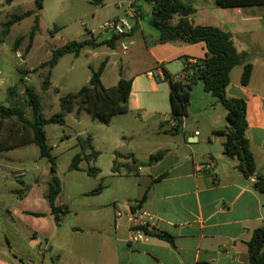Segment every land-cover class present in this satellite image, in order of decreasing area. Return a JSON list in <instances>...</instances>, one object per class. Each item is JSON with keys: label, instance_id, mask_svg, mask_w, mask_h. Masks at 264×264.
<instances>
[{"label": "crops", "instance_id": "1", "mask_svg": "<svg viewBox=\"0 0 264 264\" xmlns=\"http://www.w3.org/2000/svg\"><path fill=\"white\" fill-rule=\"evenodd\" d=\"M77 1L96 5L82 16L96 19L98 26L112 19L126 21L131 30L125 36L133 33L142 22L144 13H147L150 23L152 4L144 0ZM119 5L122 8L119 9ZM45 6L46 1L43 0L42 9L38 12L39 22ZM107 8H116L119 14L112 13L102 19ZM245 11L246 14L234 20L227 30L237 52L248 54L246 63L252 66L251 76L248 85L242 86L243 65L235 66L229 75L226 94L245 101L246 137L256 171L264 177V9ZM193 17L190 21L194 25H210L195 24ZM210 26L224 29L220 25ZM134 37L124 43L122 38L114 48H110L104 44L110 38L97 41L89 32L79 41L85 40L90 44L78 56L90 58L87 61V83L91 70H97L102 62L105 64L100 82L104 88L116 86L120 78L132 81L127 112L114 116L110 123L117 117L136 114L135 119L142 121L144 126L148 120L158 125V140L151 142L146 137L134 142L135 132L130 127L128 136L122 133L109 149L110 162L105 167L96 166L101 153L93 141L99 156L89 165L100 169L98 176H88L84 171L88 167L86 164L83 170H68L63 181L56 169L61 182V193L56 203L69 207V213L62 217L59 225L45 199L51 179L50 165L43 174H36L40 168L34 161L30 172L35 174L26 180L27 171L18 169L6 174L4 170L7 164L21 162V157L10 158L8 152L26 149L30 145L0 152V264H25L24 261L36 264L39 260L41 264L248 263L247 243L253 232L264 225V199L254 187L255 177L245 178L241 174L237 169L238 161L223 153L225 138L214 133L227 127L226 110L216 98L204 92L200 83H196L193 85L194 93L190 92L188 108L197 113L193 118L202 123L203 131L191 130L188 114L177 124L170 113L169 86L163 78V70L182 78L184 58L188 57L190 62L204 58L207 53L205 44L160 42L157 32L149 33L150 43H147L142 28L140 38ZM126 46H130L131 54L127 61H123L118 53H121V47L124 49ZM101 47L109 51L102 53L104 61L96 65L93 62L101 56L97 52ZM141 51L145 52L142 57L134 54ZM116 56L120 57L118 61L114 59ZM58 63L51 70L50 89ZM150 71H156L157 77H149ZM143 76V87L135 88ZM119 121L124 123L126 120ZM115 152L132 154L142 165L135 173L123 170L119 174L112 173L115 159L119 163L127 162L117 159ZM157 153L161 156L149 161L150 156ZM99 185L101 190L98 193H89ZM144 194L146 198L138 208L143 215L144 229L168 235L172 243L147 235L144 229L145 239L133 240L126 216Z\"/></svg>", "mask_w": 264, "mask_h": 264}, {"label": "trees", "instance_id": "2", "mask_svg": "<svg viewBox=\"0 0 264 264\" xmlns=\"http://www.w3.org/2000/svg\"><path fill=\"white\" fill-rule=\"evenodd\" d=\"M11 1L6 0L7 3ZM144 1L152 4L150 24L158 34V41H180L187 44L203 42L207 50L204 58L195 59L193 62H190L188 57L184 58L185 67L182 78H176L166 70H163V78L169 86V106L172 118L179 124L187 116L192 86L200 83L204 92L216 98L226 110L227 127L214 132L225 138L222 143L224 155L238 161L237 169L245 178L255 177L254 187L262 194L264 199V177L256 171L255 160L246 137L245 101L241 98H231L226 94V88L230 82V72L237 65H243L240 84L242 86L248 85L252 71L251 64L246 63L248 54L237 52L228 30L210 25H194L190 21V18L195 14V8L185 0ZM213 1L217 7L222 9L264 7V0ZM34 4L33 10L10 15L1 25V34L6 35L14 24L26 17L34 16L33 26L28 33L26 53L29 52L33 39L39 29L38 12L42 9L43 0H35ZM58 30V28H54L53 31H49V34L52 35ZM124 36L112 35L104 44L110 48H114L116 42ZM21 39L18 38L16 41L15 52ZM89 44L90 42L85 40L69 41L51 50L49 59L38 68H34L31 71L19 70V82L23 86L24 102L30 109L29 116L18 105L4 106L0 104V152L31 144L38 148L40 158L46 159L50 165L51 179L48 183L45 199L50 206L57 225L60 224L62 217L69 213V207L56 203V199L61 193V182L56 176V162L55 158L51 155L52 148L47 143L44 127L50 124L65 125L67 114L75 113L78 117L83 111L90 116L92 121L108 125L114 116L127 112V100L132 81L120 78L116 86L108 89L104 88L100 82V75L105 64L102 62L97 70H91L89 87L84 85L77 92L61 97L59 100V112L45 117L39 94L32 87L25 85L24 77L27 74L37 72L38 69L47 68L40 86L41 90L46 92L51 87V70L56 66L58 61L68 54L77 57L81 50ZM6 121H13V123L12 127L6 130L8 131L7 134L3 136L4 123ZM15 125L19 126L20 129H12ZM76 145L79 148V152L72 157L68 170H83L81 163L86 162L88 164V167L84 169L86 174L90 177L98 176L100 169L94 165H89L91 162H95L99 156V153L92 146L91 136H78L76 138ZM115 156L116 158L124 157L129 159L130 164L119 163L115 159L111 167L112 173L119 174L121 170H124L125 173H135L138 166L142 165L136 161L132 154L115 152ZM160 156V153L153 154L150 156L149 161L158 159ZM100 190L101 185L89 193H98ZM145 198L146 195L144 194L136 202V205L131 206V210L135 211L138 209ZM145 233L172 243V238L168 235L151 233L147 230H145ZM247 247L249 256L247 264H264V225L253 232L250 241L247 243Z\"/></svg>", "mask_w": 264, "mask_h": 264}, {"label": "rangeland", "instance_id": "3", "mask_svg": "<svg viewBox=\"0 0 264 264\" xmlns=\"http://www.w3.org/2000/svg\"><path fill=\"white\" fill-rule=\"evenodd\" d=\"M34 1L35 0H12L10 3H7L6 0H0V104L4 106L18 105L24 110L27 116L30 114V109L24 102L23 86L19 82V70L31 71L34 68H38L42 63L49 59L51 50L58 48L69 41H79L89 32L94 35L97 41H103L111 37V34L98 30L99 21L96 19L91 20L90 17L86 18L82 16V13L91 11L96 5L91 6L84 3L80 4L77 0H45L46 6L41 14L42 17L39 22V29L33 39L29 52L26 53L28 33L33 26L34 16L32 15L14 24L6 35L1 34V25L10 15L20 14L29 9H34ZM189 3L196 11L193 17L195 24L207 23L210 25H220L226 30L227 26L231 25L234 20H239L240 17H243L246 14L245 10L264 9V7L222 9L217 7L213 0H192V2L189 1ZM137 5H141V3L137 2ZM123 7L125 8V6ZM112 13L119 14L116 8H107L104 10V14L102 15L103 18H101L105 19ZM144 14L145 16L143 17L142 22L137 26L133 33L125 36L121 42H126L133 35L135 36L134 38L139 39L140 29L142 28L147 43H150L149 33L152 32L155 34L156 32L150 26L147 13ZM54 28H58L59 30L52 35L49 34V31H53ZM18 38H22L17 46L19 55L17 54V51H14ZM108 51L109 50L106 47L97 49V52L100 53L101 56L93 63L97 65L104 61L102 53ZM120 52L121 53L118 54H120L123 61H127V57L131 54V48L130 46H126L124 49L121 47ZM134 54L142 57L145 52H134ZM89 59V57L83 55L74 57L71 54L62 57L54 71V77L52 79L53 87L57 90H54L53 87L46 92L41 90L40 86L42 78L43 75L46 74L47 68L38 69L37 72L27 74L24 77V80L25 78L28 79L25 81V85L32 87L36 93L39 94L45 117H49L50 115L59 112V100L61 97H64L69 93H75L81 86L87 84L86 76L89 75L87 61ZM114 59L118 61L120 57L116 56ZM144 82L145 77H140L135 84V88L141 89L140 87ZM194 90L195 87L192 86L191 91H193V93ZM187 114L190 118L189 124L191 130L202 132V123L193 118L197 113L194 112L192 108H188ZM135 117L136 114L117 117L116 119H113L109 125H103L92 121L90 116L83 111L79 117H76L75 113L67 114L65 117V125L50 124L45 126L44 130L47 143L52 148L51 155L55 158L60 179H65L64 175L69 172L68 166L72 157L79 152V148L76 145L77 136H91L92 146L94 141L95 147L98 148V151H100L99 153H101L96 166L100 165L101 167H105L109 164V149L120 139L122 133H125L123 135L128 136L127 133L130 127L132 128V131L135 132V134H133L135 135L134 142H139L146 137L148 138V141L156 142L158 140V125L151 120H148L147 126H144L142 121L136 120ZM119 120L126 121L122 123ZM12 123L13 121H6L4 123L3 136L7 134L8 131L6 130L12 127ZM18 128L20 129L19 126L15 125L12 129L16 130ZM137 131L139 132V135L137 134ZM7 154L10 158L13 156L21 157V162L15 161L7 164V168L4 170L6 174H10L13 170H24L27 171L25 177L27 180L35 174V172H30V169L33 170L34 161H37L36 163L40 168L39 172H36V174H43V170L49 168V163L46 159L39 157V150L35 145H30L26 149L11 151ZM117 159H125L127 160L126 163L130 164V160L127 158L118 157ZM86 164V162H82L81 167H85ZM15 174H17V172L12 175ZM70 187L71 186L68 184L69 190ZM24 263L28 264L25 261ZM38 263L41 264L40 260L36 262V264Z\"/></svg>", "mask_w": 264, "mask_h": 264}, {"label": "built area", "instance_id": "4", "mask_svg": "<svg viewBox=\"0 0 264 264\" xmlns=\"http://www.w3.org/2000/svg\"><path fill=\"white\" fill-rule=\"evenodd\" d=\"M119 9L122 8L121 5L118 6ZM130 10V8H128ZM99 31L106 32L112 35H125L131 30V26L126 23V21L122 19H112L106 21L98 27ZM156 71L148 72V76L151 78L157 77ZM183 77V75L181 76ZM127 220L131 225V230L133 232V240L134 241H142L145 239V235L143 233V229L145 226V222L143 219V215L139 209L135 211L130 210L127 214Z\"/></svg>", "mask_w": 264, "mask_h": 264}, {"label": "water", "instance_id": "5", "mask_svg": "<svg viewBox=\"0 0 264 264\" xmlns=\"http://www.w3.org/2000/svg\"><path fill=\"white\" fill-rule=\"evenodd\" d=\"M86 86H88V87H89V86H90V84H89V83H87V84H86ZM173 131L175 132L176 130L174 129Z\"/></svg>", "mask_w": 264, "mask_h": 264}]
</instances>
